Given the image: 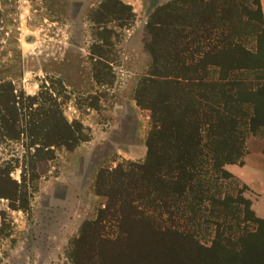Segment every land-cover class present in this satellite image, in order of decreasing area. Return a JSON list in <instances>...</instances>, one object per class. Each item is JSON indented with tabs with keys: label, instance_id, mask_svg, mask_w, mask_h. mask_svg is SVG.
Segmentation results:
<instances>
[{
	"label": "trees",
	"instance_id": "trees-1",
	"mask_svg": "<svg viewBox=\"0 0 264 264\" xmlns=\"http://www.w3.org/2000/svg\"><path fill=\"white\" fill-rule=\"evenodd\" d=\"M133 17L130 5L121 0H103L90 13L96 83L107 84L112 77L103 47L112 46L117 32L108 24L127 28ZM145 31L152 64L135 97L150 109L154 124L146 158L142 164L97 172L93 188L107 202L94 221L81 226L76 242L92 248L102 241L103 221L110 219L118 229L140 223L144 238H170L182 251V242L194 236L176 227V219L193 221L209 207L208 216L215 220L205 222L216 225L212 246L199 259L192 257L191 264H264V219L254 214L241 189L234 195L215 194L216 181L234 179L223 167L241 161L246 134L262 140L264 154L259 1L172 0L153 11ZM59 95L44 84L29 95L11 81H0V142L21 144L30 181L40 177L38 165L53 160L58 149L71 151L90 139L80 122L66 119ZM228 218L239 229L234 237L220 230ZM122 233V239H131L129 231Z\"/></svg>",
	"mask_w": 264,
	"mask_h": 264
},
{
	"label": "rangeland",
	"instance_id": "rangeland-1",
	"mask_svg": "<svg viewBox=\"0 0 264 264\" xmlns=\"http://www.w3.org/2000/svg\"><path fill=\"white\" fill-rule=\"evenodd\" d=\"M102 1L0 0V81H11L29 95L43 84L59 90L56 98L66 119L80 122L90 136L40 163L34 181L28 178L21 144L0 142V264H177L176 256L180 264H191L192 257L199 259L212 246L216 225L205 222L215 220L208 216V203L203 216L176 219V227L194 236L182 242V251L170 238L155 236L150 242L140 223L118 229L110 219L103 221L102 241L92 248L76 242L81 226L94 221L107 202L94 191L97 172L145 161L154 124L150 109L135 97L152 64L145 27L153 11L172 0H121L134 17L127 28L108 24L117 38L110 48L103 47L112 75L107 84L93 80L89 51L94 42L89 16ZM258 1L264 21V0ZM244 143L241 161L223 167L234 179L216 181L215 194L241 189L256 215L254 206L264 211L263 144L250 134ZM223 225L220 230L227 235L239 232L231 218ZM124 229L130 240L122 239Z\"/></svg>",
	"mask_w": 264,
	"mask_h": 264
},
{
	"label": "crops",
	"instance_id": "crops-1",
	"mask_svg": "<svg viewBox=\"0 0 264 264\" xmlns=\"http://www.w3.org/2000/svg\"><path fill=\"white\" fill-rule=\"evenodd\" d=\"M234 173H236V174H238V171H234ZM254 209H255V211H256V215L259 217V216H262V217H264V211L263 210H259V209H257L255 206H254ZM262 211H263V213H262Z\"/></svg>",
	"mask_w": 264,
	"mask_h": 264
}]
</instances>
